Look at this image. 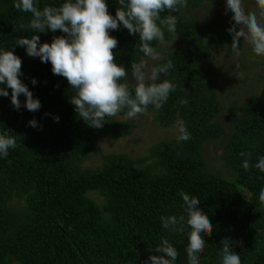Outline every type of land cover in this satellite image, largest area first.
Returning a JSON list of instances; mask_svg holds the SVG:
<instances>
[{
    "label": "trees",
    "instance_id": "1",
    "mask_svg": "<svg viewBox=\"0 0 264 264\" xmlns=\"http://www.w3.org/2000/svg\"><path fill=\"white\" fill-rule=\"evenodd\" d=\"M202 1L187 0V4L197 7ZM16 2L0 0V49L15 47V54L22 59L21 79L40 100L41 108L17 111L11 104L10 89L8 97H0V133L10 130L17 140V147L9 149L7 157H0V264H145L151 255H160L155 248L162 238L177 249L176 264H188L190 227L173 232L164 229L160 220L161 216L186 217L180 190L200 200V208L214 227L211 236L203 234L206 246L200 254L201 264H222L221 241L228 238L242 264H264V206L259 202L264 173L254 167L258 157L264 156L263 99L254 96L238 107L235 130L221 154L224 168L235 175L234 181L207 172L201 153L204 144L222 136V128L214 122L222 107L215 91L218 72L193 65L227 44L229 32L198 33L194 22L181 15L182 9L171 13L178 17L177 31L165 30L164 41L179 37L185 47L168 52L159 65L173 62L167 78L178 87L161 109L150 105L148 113L155 114L161 128L183 121L191 138L153 145L149 155L138 160H150L146 168L136 169V160L114 154L105 156L100 168L80 170V164L97 151L100 139L129 136L134 125L111 117L103 128L95 129L78 117L70 103L75 89L52 73L50 62L29 57L25 47L16 46L20 37L40 35V43L50 44L54 36L64 34L20 29L32 14L17 10ZM36 2L42 10L59 7L66 0ZM106 2L115 16L118 0ZM169 14L165 10L161 18ZM110 35L119 42L114 49L116 62L129 70V80L131 63L144 58L135 47L139 35H130L122 24ZM152 46L158 50L159 41ZM19 99L22 105L26 102L23 95ZM182 99L188 103L182 105ZM33 119L36 128L29 126ZM241 152L252 153L248 170L242 167L245 158ZM90 192L99 195L101 205Z\"/></svg>",
    "mask_w": 264,
    "mask_h": 264
},
{
    "label": "clouds",
    "instance_id": "2",
    "mask_svg": "<svg viewBox=\"0 0 264 264\" xmlns=\"http://www.w3.org/2000/svg\"><path fill=\"white\" fill-rule=\"evenodd\" d=\"M119 7L115 16L109 12L106 0H66L61 6H45L41 10L36 0H18L14 4L17 10L30 12L32 18L28 24L23 22L20 29H30L35 33H53L59 30L64 35L54 36L52 42L40 43V35L31 38L16 39V46L25 47L29 57L40 58L43 63H51L52 73L65 78L70 88L75 89V95L70 97V103L75 106L78 117L91 128L101 129L106 118L116 117L124 113L127 119L138 115H147L149 106L159 110L168 101L170 93L177 90L178 85L167 78L173 62L150 65L149 60L157 61L161 54L152 42H164L165 30L175 34L178 17L171 15L187 7V0H118ZM260 8L258 19L255 11L248 12L243 0H226L225 15L233 13L231 21L235 23L227 31L232 35L231 50L240 54L241 40L251 44L257 56H264V0H256ZM167 10L170 14L161 18V13ZM230 21V23H231ZM128 30L130 35H139L136 48L143 53L140 61L131 63V79L128 82L129 70L123 64L116 62L114 49L118 40L110 35V31L118 30L120 25ZM237 27L239 30L237 31ZM207 44V38L203 39ZM22 59L11 50L0 49V97H8L11 90V104L19 111L22 107L30 112L39 111L41 102L34 98L28 86L21 77ZM164 74L166 78H161ZM31 83L35 85L36 79ZM26 97L22 105L19 97ZM182 105L188 101L182 99ZM47 115V114H46ZM53 119L59 122V117ZM36 128L35 119L28 122ZM178 141H187L191 133L183 121H178ZM11 133V134H10ZM17 147L15 135L6 130L0 133V157H7L9 149ZM244 157L242 167L248 170L251 165V152H241ZM264 173V156L258 157L254 165ZM179 195L183 199L182 208L185 215L179 217L161 216L164 229L173 232H184L185 226L190 227L188 247L186 249L188 264H201L200 254L205 250L204 235L211 236L214 227L209 217L200 208V200L190 196L183 190ZM259 202L264 206V188L259 192ZM222 264H242L240 255L232 247L231 238L221 241ZM145 264H176L178 251L167 238H162Z\"/></svg>",
    "mask_w": 264,
    "mask_h": 264
},
{
    "label": "rangeland",
    "instance_id": "3",
    "mask_svg": "<svg viewBox=\"0 0 264 264\" xmlns=\"http://www.w3.org/2000/svg\"><path fill=\"white\" fill-rule=\"evenodd\" d=\"M246 11L257 13L260 17V8L256 0H243ZM226 0L220 2H210L204 0L200 6L192 7L187 4L182 8L181 15L194 22L196 31L215 32L226 31L234 21H231L233 13L225 15ZM231 21V23H230ZM239 27H237V31ZM230 34V33H229ZM231 39L220 48L214 49L206 60H203L193 67L196 69L212 67L218 72L216 86V97L222 107L216 115L214 122L222 128V136L211 143H206L202 147V157L206 163V171L218 174L223 178L234 181L235 175L224 168L221 154L228 139L235 130L236 120L238 119V107L247 103L252 97H261L264 101V56H257L251 44H246L241 40L240 54L237 55L231 50ZM161 58L157 61L149 60L150 65H159L164 56L177 49L185 47V41L175 37L168 42H159ZM147 59V58H144ZM164 74H161V78ZM133 84L131 76L128 80ZM118 122L130 121L134 128L129 136L111 139L102 138L97 142V151L91 154L79 166L80 170L97 169L105 163V156L114 154H124L137 161L134 168H146L150 165V160L138 162L149 155V149L160 142L175 140L178 135V125L171 128H161L156 121L154 113L138 115L134 119H127L124 116L113 117ZM97 204H102V199L95 192L88 194Z\"/></svg>",
    "mask_w": 264,
    "mask_h": 264
}]
</instances>
